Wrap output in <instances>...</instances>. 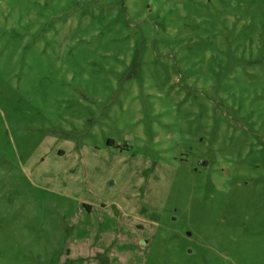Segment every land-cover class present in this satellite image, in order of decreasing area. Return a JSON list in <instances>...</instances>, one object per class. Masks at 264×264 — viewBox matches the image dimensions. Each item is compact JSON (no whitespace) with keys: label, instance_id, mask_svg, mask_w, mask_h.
<instances>
[{"label":"rangeland","instance_id":"rangeland-1","mask_svg":"<svg viewBox=\"0 0 264 264\" xmlns=\"http://www.w3.org/2000/svg\"><path fill=\"white\" fill-rule=\"evenodd\" d=\"M264 264V0H0V264Z\"/></svg>","mask_w":264,"mask_h":264},{"label":"trees","instance_id":"trees-1","mask_svg":"<svg viewBox=\"0 0 264 264\" xmlns=\"http://www.w3.org/2000/svg\"><path fill=\"white\" fill-rule=\"evenodd\" d=\"M64 264H69V263H64Z\"/></svg>","mask_w":264,"mask_h":264}]
</instances>
